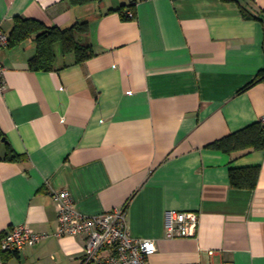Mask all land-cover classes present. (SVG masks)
<instances>
[{
    "label": "crops",
    "instance_id": "0c3cea01",
    "mask_svg": "<svg viewBox=\"0 0 264 264\" xmlns=\"http://www.w3.org/2000/svg\"><path fill=\"white\" fill-rule=\"evenodd\" d=\"M18 16L88 21L94 56L77 63L57 43L55 69L35 71L32 39L0 47V235L50 234L0 247V264H82L85 237L55 235L62 189L87 215L126 206L131 234L157 244L150 264H264V150L211 146L264 116V81L250 85L264 71V0H0L7 35ZM257 165L256 188L232 186V168ZM173 210L199 213L196 236H167Z\"/></svg>",
    "mask_w": 264,
    "mask_h": 264
},
{
    "label": "built area",
    "instance_id": "2783aa9c",
    "mask_svg": "<svg viewBox=\"0 0 264 264\" xmlns=\"http://www.w3.org/2000/svg\"><path fill=\"white\" fill-rule=\"evenodd\" d=\"M130 19L135 12L126 11ZM9 45V36L0 27V47ZM6 67L0 64V81ZM264 124V116L261 118ZM58 227L57 236H84L86 239L82 264H150V258L157 252L152 238H136L128 227L127 207H117L99 215H87L75 206L67 189L53 193ZM200 215L195 211H170L167 223L168 237H194L197 235ZM49 233L34 231L27 224L19 225L6 232L0 240L3 251L22 252L49 237ZM196 264V263H185Z\"/></svg>",
    "mask_w": 264,
    "mask_h": 264
},
{
    "label": "trees",
    "instance_id": "16d2710c",
    "mask_svg": "<svg viewBox=\"0 0 264 264\" xmlns=\"http://www.w3.org/2000/svg\"><path fill=\"white\" fill-rule=\"evenodd\" d=\"M74 6L87 5L102 0H68ZM239 2V0H234ZM125 5L121 6L120 11L124 19H130L126 15ZM133 5H130V9ZM244 17L258 18L246 7L241 8ZM89 31V22L82 21L73 24L68 28L57 26H47L42 21L32 18L18 16L14 20V26L9 36V47H16L23 42L32 39L36 43V54L30 58L29 65L35 71H51L55 69L56 54L54 46L57 43L62 45L64 54H74L77 63L85 62L94 56L91 45L84 42V36ZM259 81H264V71L260 72L250 85ZM3 132L0 130V145L2 141L7 142ZM6 154L4 159L10 161H20L21 155L17 154L13 148L6 143ZM212 147L227 153L245 151L249 149L264 150V124L262 120L255 122L235 133L216 140L211 144ZM261 167L250 166L245 168H232L230 171V181L235 188L254 189L257 187ZM3 234L0 235L2 238ZM6 253H18L15 251H3Z\"/></svg>",
    "mask_w": 264,
    "mask_h": 264
},
{
    "label": "water",
    "instance_id": "95a60500",
    "mask_svg": "<svg viewBox=\"0 0 264 264\" xmlns=\"http://www.w3.org/2000/svg\"><path fill=\"white\" fill-rule=\"evenodd\" d=\"M5 140V139H4Z\"/></svg>",
    "mask_w": 264,
    "mask_h": 264
}]
</instances>
